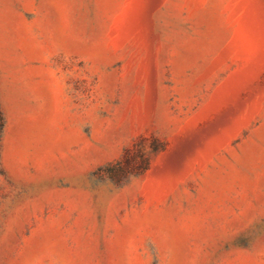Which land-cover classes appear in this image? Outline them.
I'll use <instances>...</instances> for the list:
<instances>
[{"label": "rangeland", "instance_id": "374dc122", "mask_svg": "<svg viewBox=\"0 0 264 264\" xmlns=\"http://www.w3.org/2000/svg\"><path fill=\"white\" fill-rule=\"evenodd\" d=\"M0 264H264V0H0Z\"/></svg>", "mask_w": 264, "mask_h": 264}, {"label": "crops", "instance_id": "0c3cea01", "mask_svg": "<svg viewBox=\"0 0 264 264\" xmlns=\"http://www.w3.org/2000/svg\"><path fill=\"white\" fill-rule=\"evenodd\" d=\"M18 96V94H17V92L14 90V91H12L11 92V94H10V97L12 98V99H14L15 97H17Z\"/></svg>", "mask_w": 264, "mask_h": 264}]
</instances>
